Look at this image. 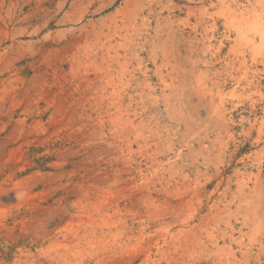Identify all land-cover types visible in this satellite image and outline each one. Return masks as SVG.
<instances>
[{
	"label": "rangeland",
	"instance_id": "374dc122",
	"mask_svg": "<svg viewBox=\"0 0 264 264\" xmlns=\"http://www.w3.org/2000/svg\"><path fill=\"white\" fill-rule=\"evenodd\" d=\"M251 1L0 0V264H264Z\"/></svg>",
	"mask_w": 264,
	"mask_h": 264
},
{
	"label": "bare ground",
	"instance_id": "6f19581e",
	"mask_svg": "<svg viewBox=\"0 0 264 264\" xmlns=\"http://www.w3.org/2000/svg\"><path fill=\"white\" fill-rule=\"evenodd\" d=\"M246 1V0H245ZM250 2H252L251 0H248V3L250 4ZM255 2V1H254ZM245 3V2H244ZM243 3V4H244ZM258 5H260V2L258 3ZM244 8V7H243ZM260 8H261V10H262V13L261 12H259L258 10L259 9H256L255 7H254V9H253V11H252V14H250L249 15V17L246 15V12L245 13H243L241 10V12H239L236 16H235V18H237L235 21H236V23H237V28L240 30V29H245V30H247L248 32H250L251 34H254V35H256V34H258V36H264V30H263V28H262V20L264 19V5L263 4H261L260 5ZM230 9V8H229ZM244 11V10H243ZM231 15H232V13H231ZM229 18V17H228ZM230 20V19H229ZM232 21V20H231ZM233 24V23H232ZM235 26V25H234ZM234 29V28H233ZM257 36V35H256ZM255 37V36H254ZM242 38L243 39H245V34L244 33H242ZM255 39V38H254ZM250 41H251V39H248V38H246L245 39V44L246 45H249V43H250ZM243 56L242 57H245V53H244V51H243ZM237 59H239V58H237ZM234 60V59H233ZM246 61V60H245ZM241 62V61H240ZM243 63V62H242ZM228 64V63H227ZM233 65V64H232ZM245 65V64H244ZM231 66V65H230ZM234 67V66H233ZM232 69V68H231ZM241 69V68H240ZM238 70V69H237ZM231 74V73H230ZM232 75V74H231ZM239 75V74H238ZM246 75V74H245ZM239 81V80H238ZM116 109H117V107H115ZM125 111V110H124ZM116 112V111H115ZM118 112V111H117ZM114 114V113H113ZM124 114V113H123ZM127 114V113H126ZM115 115H116V113H115ZM118 116V115H117ZM120 119V118H119ZM128 119V118H127ZM129 120V119H128ZM131 124V123H130ZM96 127V126H95ZM101 208V207H100ZM96 214V212L94 213V215ZM104 215V214H103ZM102 215V216H103ZM92 218L93 217H91V220H92ZM95 219V218H94ZM103 219V218H102ZM107 219V218H106ZM62 220H64V219H62ZM75 220V219H74ZM82 220V219H81ZM78 221V220H77ZM96 222H98V221H96ZM68 223H70L69 221H68ZM101 223H103V222H101ZM98 224V223H97ZM99 224H100V222H99ZM77 225V224H76ZM88 225H89V223H88ZM82 226V225H81ZM106 226V225H105ZM111 226V225H110ZM71 227V226H70ZM94 227V226H93ZM101 227V226H100ZM82 228V227H81ZM80 228V229H81ZM80 229H74V230H72V233H70L71 235L69 236V237H67V238H64V239H60V238H58V242H60V244L61 245H63V246H65V247H68L69 249L70 248H73V250L74 249H76V248H78L79 247V245H80V235H79V233H82L83 231H81ZM85 229V228H84ZM83 229V230H84ZM67 230V229H66ZM109 230V229H108ZM86 231V230H85ZM107 231V230H106ZM105 231V232H106ZM144 231V230H143ZM67 232V231H66ZM90 232H94L93 230L92 231H90ZM89 232V233H90ZM101 232V231H100ZM99 232V233H100ZM104 232V231H103ZM86 233V232H85ZM106 234V233H105ZM140 234V233H139ZM163 234V233H162ZM67 235H69L68 233H67ZM66 235V236H67ZM78 235H79V237H78ZM83 235V234H82ZM93 235V234H92ZM99 235V234H98ZM83 236H87V234H84ZM82 236V237H83ZM91 236V233L89 234V237ZM102 236V235H101ZM92 237V236H91ZM98 237V236H97ZM104 237V236H103ZM62 238V237H61ZM91 239V238H90ZM96 240V239H95ZM101 241V240H100ZM105 241H106V239H105ZM88 243V242H87ZM86 243V244H87ZM96 243V242H95ZM94 243V244H95ZM103 243V242H102ZM56 244H58V243H56ZM105 244V243H104ZM98 245V244H97ZM101 245V244H100ZM94 246V245H93ZM108 246V245H107ZM106 246V247H107ZM92 247V246H91ZM96 247V246H95ZM99 247V246H98ZM55 248H57V247H55ZM62 248V247H61ZM89 248V247H88ZM110 248V247H109ZM59 249V248H58ZM64 249V248H63ZM104 249V248H103ZM106 249V248H105ZM72 250V251H73ZM77 250V249H76ZM89 251V250H88ZM67 252V250H65V253ZM106 252V251H105ZM57 253H62V252H57ZM68 253V252H67ZM57 255V254H56ZM60 256V255H59ZM62 256H64V255H62ZM62 259V258H61Z\"/></svg>",
	"mask_w": 264,
	"mask_h": 264
}]
</instances>
